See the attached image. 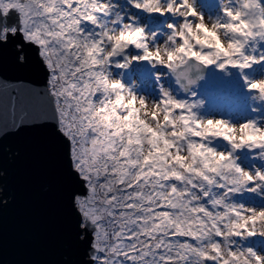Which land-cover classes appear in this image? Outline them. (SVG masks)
I'll return each mask as SVG.
<instances>
[{
    "label": "snow or ice",
    "instance_id": "6c2138e0",
    "mask_svg": "<svg viewBox=\"0 0 264 264\" xmlns=\"http://www.w3.org/2000/svg\"><path fill=\"white\" fill-rule=\"evenodd\" d=\"M235 4L251 9L259 31L250 42L258 45L264 41V0ZM108 16L115 13H106L104 0H0V49L12 47L16 63L37 74L17 81L20 88L0 75V143L43 129L64 145L67 174L78 185L70 200L79 239L88 244L92 264H207L213 257L205 250V233L213 229L222 237L221 221L236 212L228 202L238 191L236 182L225 176H204L203 183L185 179L142 159L111 124L98 122L111 98L101 92L106 77L83 49L103 47L100 38L108 37L104 29L112 23L103 19ZM85 21L101 29L98 39L84 33ZM247 59L242 55L238 66L247 68ZM182 76L188 85L202 79L182 72L177 80Z\"/></svg>",
    "mask_w": 264,
    "mask_h": 264
},
{
    "label": "clouds",
    "instance_id": "9594fccd",
    "mask_svg": "<svg viewBox=\"0 0 264 264\" xmlns=\"http://www.w3.org/2000/svg\"><path fill=\"white\" fill-rule=\"evenodd\" d=\"M104 2L106 13H115L112 23L104 29L108 37L100 38L102 48L97 46L89 50L85 46L83 49L86 58L96 63L106 77L101 92L111 98L98 122L111 124L130 149L140 153L142 159L150 158L154 165L200 183L204 176L212 179L225 176L236 182L238 191L233 194L248 191L264 197V169L255 166L249 169L237 163L242 158L237 153L244 149L260 150L258 156L264 160V125L255 120L234 123L230 119L199 115L198 111L181 104L167 88L163 89V98L156 100L137 91L138 81L126 85L110 68L114 58L120 56L127 61L123 68L130 67L136 60L148 61L153 68L166 67L175 77L183 72L193 78L194 69L211 65H226L223 69L239 67L251 33L259 31L250 15L251 9L233 6L232 0H220L224 15L217 18L206 15L197 0H129L136 9L149 15L167 18L170 14L177 21L166 23L170 32H161L150 30L148 24H141L134 15L124 21L127 12L122 14L119 5H114L112 0ZM20 47L17 45L18 49ZM133 47L142 54H131L129 49ZM245 56L248 59L243 62L248 67L259 63L253 61L252 55ZM181 79L186 80L183 76ZM248 88L254 90L253 98L257 102L264 101V77L254 79ZM220 140L229 147L212 146ZM233 164L242 172L236 171ZM3 175L0 172V176ZM228 202L235 206L236 212L221 221L225 225L222 240H217L213 229L205 233V250L213 257L207 264H224L225 261L227 264H264V252L244 247L236 239L246 241L249 237H264V207L236 203L232 197ZM213 244L219 249H214Z\"/></svg>",
    "mask_w": 264,
    "mask_h": 264
},
{
    "label": "water",
    "instance_id": "95a60500",
    "mask_svg": "<svg viewBox=\"0 0 264 264\" xmlns=\"http://www.w3.org/2000/svg\"><path fill=\"white\" fill-rule=\"evenodd\" d=\"M0 75L12 88L23 87L17 81L37 78L31 66L16 63L14 49L7 45L0 49ZM181 80L189 90L192 85ZM0 171L6 174L3 195L11 199L0 202V264H73L75 259L76 264L81 259L87 263L89 246L79 239L70 200L78 185L73 186L67 174L64 145L43 129L5 137Z\"/></svg>",
    "mask_w": 264,
    "mask_h": 264
},
{
    "label": "rangeland",
    "instance_id": "374dc122",
    "mask_svg": "<svg viewBox=\"0 0 264 264\" xmlns=\"http://www.w3.org/2000/svg\"><path fill=\"white\" fill-rule=\"evenodd\" d=\"M203 1L212 4L213 2L220 0H203ZM201 2L202 0H197V3L199 4L200 8H201ZM112 3L114 5H119V11L122 14H124L125 12L128 13L127 15H124V21L126 22L129 21L130 17L134 15L139 18V22L141 24L146 23V16H148L149 14L145 13L144 16H139V14L136 12V8L129 2V0H119L118 2L112 0ZM232 4L233 6H236L235 0H232ZM202 11L206 15H212L214 17L219 18L221 16L220 13L222 9L212 14L206 13L205 10L203 9ZM103 19L112 20L113 16L103 17ZM116 26L120 27V25H116ZM170 31L171 30H167V31L161 30V32H170ZM253 48L257 49V45L255 44V42H250V45L245 50V55H254L259 60L260 63L261 57L264 55L261 52H257V50H255L256 52H253ZM129 52L137 56L142 54L141 50H136L134 47L129 49ZM121 63H127L124 56L114 58V63L110 65V68L112 69L114 75L116 77L121 78L122 82H123V77H121V75H129L135 81H138L140 87L137 91H139L140 93L151 96L156 100H160L163 98V93L154 92V87H155V83L153 82L154 77L165 78V82L171 88L172 82L166 76L167 75L165 70L166 67L157 66L154 70H151V68L149 67L150 63L148 61H141V60L133 61L132 65L128 68L117 67V65ZM134 66L138 68V72L133 70ZM251 68L256 69L255 63H253L250 67L245 68L243 71H241L239 67H234V66H227L226 69H220L218 65H211L210 73L208 74V76L204 78L201 84L195 86L189 94H186L184 91H181V95L176 96V98L180 101L187 103H198V108L193 109V111H198L199 115L205 117L225 118L223 117L222 114L226 113L228 114V117L225 119H230L234 123L253 120V117H249V115L252 114L253 111L255 115H256L255 112L260 111L262 113V116H264L263 101L257 102L252 97L249 107H246L241 101V95L247 90L244 88V85L248 88L249 84L254 79L264 77V75H262V73L259 72L255 77L250 75ZM233 69H237L241 72L244 79L243 83H239L238 80L235 79V76L232 72ZM138 73L139 76L137 77ZM132 82L128 85H131ZM152 85H154V87H152ZM170 88L168 89L170 90ZM231 107H235L237 109V113L229 114V109ZM184 111H186V109ZM255 121H258L261 125H263V121L260 120V118H257ZM226 144H227L226 142L220 140L212 146H215L218 149L219 148L227 149L229 146ZM259 151L260 150L258 149H253L251 151L248 149H244L238 152L237 154L240 155L242 158L238 160L237 163L249 169H253L254 166L264 169V160L259 158L258 156ZM249 187H251V185ZM231 197L236 203H243L245 205L264 207L263 206L264 197L256 193L244 191L236 194H231ZM236 239L237 242L241 243L244 247H251L257 250L258 252H264V237H260V236L249 237L246 241H242L241 238L239 237ZM217 240H222V238L217 237ZM89 251H91L90 248ZM209 264H212V262H209Z\"/></svg>",
    "mask_w": 264,
    "mask_h": 264
},
{
    "label": "bare ground",
    "instance_id": "6f19581e",
    "mask_svg": "<svg viewBox=\"0 0 264 264\" xmlns=\"http://www.w3.org/2000/svg\"><path fill=\"white\" fill-rule=\"evenodd\" d=\"M6 153H7V155L9 156V158L10 159H12L13 157L12 156H10L11 155V152L8 150V151H6ZM4 178H5V176H4ZM4 188V185H2L1 187H0V189H3ZM8 198V197H7ZM83 240V239H82ZM64 248L65 249H68V247L67 246H64ZM77 263V261H76V259L73 261V264H76ZM79 264H92V261L89 259V258H87V263L83 260V259H81L80 261H79Z\"/></svg>",
    "mask_w": 264,
    "mask_h": 264
}]
</instances>
